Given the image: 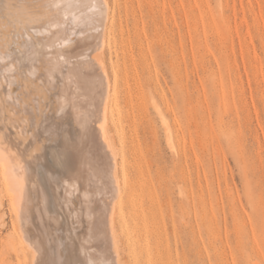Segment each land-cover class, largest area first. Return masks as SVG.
I'll use <instances>...</instances> for the list:
<instances>
[{
  "label": "rangeland",
  "instance_id": "obj_1",
  "mask_svg": "<svg viewBox=\"0 0 264 264\" xmlns=\"http://www.w3.org/2000/svg\"><path fill=\"white\" fill-rule=\"evenodd\" d=\"M48 1L0 0L1 18L9 25L7 34H0V38L5 36L3 40L9 43L10 22L17 33L28 24L41 28L39 30L43 28L45 36L37 38L41 41L32 47L34 51L38 48L36 52L44 50L42 53L49 55L50 42L55 40L60 53L51 55L54 66L45 62L42 66L65 75L63 73L72 72L68 66L75 63V57L85 49L83 37L95 34L96 30L88 21L74 31L70 12H55L47 7ZM111 2L119 25L113 28L117 41L104 50L102 57L110 70L112 66H120L127 74H123L122 79L128 77V81H120L121 90L118 89L121 125L125 124L123 129L111 124V136L120 159L124 148L128 169L135 177L136 189L139 188L137 193H145L141 200L148 210L144 207L152 214L151 219L158 214L160 230L171 247L169 253L163 252L162 261L152 249L150 256L155 260L150 263L149 256L143 254L137 263L144 264L148 259L145 264H166L167 255L170 264H264V0ZM26 9L31 21L23 13ZM53 14L62 17L67 27L57 30L47 24L46 18ZM69 31L70 37L66 34ZM17 38L14 40L18 41ZM60 57L63 60L57 66L56 59ZM72 90L69 93L75 92ZM56 95L58 91L50 89L49 94L42 96L49 115H57L59 107L65 106L64 100L58 103ZM33 103L31 100L30 104ZM165 119L172 127L175 149L170 143ZM127 122H131L130 126ZM121 130L125 132H119ZM66 139L63 137L65 147L77 150L83 146V151H90L77 129L72 140ZM53 152L55 148L49 147L44 174L55 189L53 193L58 203L70 206L69 192L75 186L76 204H83L81 193L86 192L88 183L76 181L73 184L67 179L64 158ZM137 178L142 179L144 191L140 190ZM143 179L148 180L147 185ZM64 180L68 181L66 185ZM2 182L0 178V264H30L28 253L15 252L12 247L11 236L19 223L11 195ZM128 213L130 211L127 212L129 220L133 213ZM151 219L149 224L155 225V219L152 222ZM149 227V234L139 229L146 232L138 231L143 234L140 240L148 235L146 238L154 243L155 226ZM63 231L61 235H68V241L78 246L79 231L77 235L69 229ZM118 235L123 263L137 264L127 250L120 227ZM181 248L188 252V263L178 257ZM24 257H27L26 263ZM78 262L86 263L79 258L71 264Z\"/></svg>",
  "mask_w": 264,
  "mask_h": 264
},
{
  "label": "bare ground",
  "instance_id": "obj_2",
  "mask_svg": "<svg viewBox=\"0 0 264 264\" xmlns=\"http://www.w3.org/2000/svg\"><path fill=\"white\" fill-rule=\"evenodd\" d=\"M46 5L58 13L69 11V20L72 21L74 31L81 29L85 22L91 21L90 24L96 33L91 36L83 35L85 49L81 50L76 57L72 53V57H75V63L68 66L69 70H72L71 73L66 72L68 75L66 73H63L65 75L57 74L55 69L42 66V62L49 65L54 62L51 55H59L60 46L55 40L50 42L49 55H46L47 52L44 55L42 53L44 50L36 52L38 48L34 51V45H36L34 43L41 41L37 38L45 36L43 28L39 30L41 28L38 29L35 25H24L19 33L15 31V35L14 26L10 22V45L3 40L5 36L0 38V178L3 180L6 187L4 188L7 189L9 196L11 195V204L19 223V226H14V234L11 236L13 237L12 247L15 252H21L25 255L28 253L27 255L31 260L30 264H71L79 258L83 259L85 264H124L121 259L122 251L118 235V227H120L126 239L124 240L127 242V250L136 260V263L143 254L149 256L150 259L148 260L146 256L145 260L147 259L151 263L153 259L150 256L152 249L156 251V254L161 258L160 261H162L163 252L169 253L171 251L169 240L164 237L160 230V225L157 222L158 214L152 217L155 219V225H153L154 223L149 224L152 214L147 213L148 206L146 207L141 200V196L144 198L145 193L143 195L137 193L139 188L136 189L135 177L128 169L129 163L124 148H122L123 154L120 159V152L119 154L117 152L119 149L116 150L110 131L111 124H116L118 127L125 124L121 125L120 91L118 96V89L121 90L119 85L122 82L120 84V81L125 79L122 77L126 71L124 72L120 66H112L110 67L112 70H110L104 61L105 58L102 57L104 50L117 41L113 28L114 26L119 27V25L116 23L118 19H116L113 3L111 0H49ZM23 13L26 14V19L32 20V17L27 15V9ZM3 19L0 14V34L6 35L9 25ZM10 19H12L11 16ZM46 19L49 20L47 24L49 22L52 28L61 29L64 26L65 21L63 22L62 17L60 18L56 14ZM70 31L66 34L69 35ZM71 36L73 37V35ZM15 37H18L19 40H14ZM76 41L78 43L77 39ZM13 44L18 46L13 48ZM68 44L70 45V43ZM73 51H76L75 48ZM61 57L56 59L57 66L62 63ZM52 64L51 66H54V63ZM50 89L58 91V95H56L58 103L62 100L65 101V106L59 107L57 115H49L47 109L44 108V102H42L43 94H49ZM72 89H75V92L69 93V90ZM125 91L127 92V89ZM31 100L34 102L33 104H30ZM127 100H125L126 103ZM61 107L62 110H60ZM131 122L134 123L132 120ZM168 122L165 119L164 124H166L167 131L170 133L169 136H171L170 143L173 144L172 146L174 144L176 146V143L173 142L172 127ZM75 129L79 131L86 146L90 149L88 153L83 151V146H79V149L75 150V147L72 149L68 145L65 147L66 143H64L65 145L62 144L63 137L64 140L67 137V141L73 139ZM49 147L55 148L53 155H60L64 158L67 179L73 184L76 181L88 183L85 185L90 190L84 186V189L87 188L88 190L85 192L80 187L84 191L81 193L84 205L82 203L76 204L74 197L76 198L78 192L75 186L69 192L72 196L71 205L65 206L58 203L56 194H54L55 189L49 184L47 176L45 177L46 173L44 174ZM124 147L126 146L124 145ZM178 151L180 150L177 149ZM140 180L143 182L142 179H138L140 185L137 184L141 187L140 190L144 191V187H142L144 184H141ZM147 181H145V185H147ZM65 182L68 181L64 180ZM73 184L71 183V185ZM79 184L81 185V182ZM68 185L70 186V184ZM63 187L65 188V186ZM69 188L67 187V189ZM1 195L3 194L1 193ZM71 196H67L68 199ZM39 199L41 200L39 201ZM130 208L132 210H129ZM128 211H130L128 215H131V211L133 213V217L129 219L131 222L128 220ZM148 212L151 213V211ZM149 225L155 226L154 232L152 230L155 238L153 239L149 235L154 243L146 238L148 235H145L146 239L143 237L144 240L141 239V242L140 236L142 237L143 234H140L143 231L139 229H145L148 233L150 231ZM65 229L73 231V234L79 231V234H76L79 238L78 246L71 243V240L68 241V235L67 237L61 235L62 232L64 234L63 230ZM138 231H141L140 234ZM181 249L178 257L188 263V252L185 248ZM157 257L155 256L156 259ZM24 258V263H26L27 257ZM166 260L167 255L164 262L170 264ZM138 263L141 262L138 261Z\"/></svg>",
  "mask_w": 264,
  "mask_h": 264
}]
</instances>
